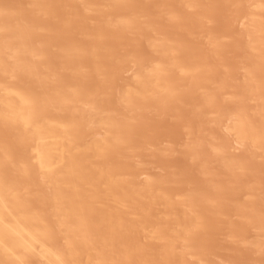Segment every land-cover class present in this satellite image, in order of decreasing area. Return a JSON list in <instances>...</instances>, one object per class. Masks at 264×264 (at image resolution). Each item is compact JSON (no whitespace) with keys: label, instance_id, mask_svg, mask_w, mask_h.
<instances>
[{"label":"bare ground","instance_id":"obj_1","mask_svg":"<svg viewBox=\"0 0 264 264\" xmlns=\"http://www.w3.org/2000/svg\"><path fill=\"white\" fill-rule=\"evenodd\" d=\"M0 264H264V0H0Z\"/></svg>","mask_w":264,"mask_h":264}]
</instances>
